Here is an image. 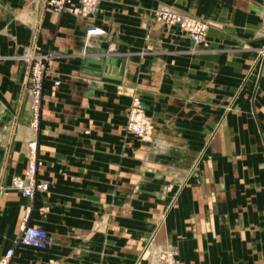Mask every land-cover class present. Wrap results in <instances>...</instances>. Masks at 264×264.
Instances as JSON below:
<instances>
[{
  "label": "crops",
  "instance_id": "1",
  "mask_svg": "<svg viewBox=\"0 0 264 264\" xmlns=\"http://www.w3.org/2000/svg\"><path fill=\"white\" fill-rule=\"evenodd\" d=\"M96 1L82 17L77 0H0V260L160 264L167 246L181 264H264V0ZM160 7L206 21L204 41ZM35 47L52 60L33 130ZM133 96L146 141L127 130ZM31 140L48 189L28 199L12 179ZM26 215L41 249L18 244Z\"/></svg>",
  "mask_w": 264,
  "mask_h": 264
},
{
  "label": "built area",
  "instance_id": "2",
  "mask_svg": "<svg viewBox=\"0 0 264 264\" xmlns=\"http://www.w3.org/2000/svg\"><path fill=\"white\" fill-rule=\"evenodd\" d=\"M72 1L73 0H45L46 5L54 7L57 10L64 9L65 7L69 6ZM77 1L78 6H76L74 10L81 16L88 14L90 11H93V9H95L97 6L96 0ZM154 18L157 22H160L164 25L179 27L195 43L201 42L205 37L207 25L204 22L194 19L174 9L168 7H160L155 11ZM33 58L34 55L31 58V62ZM50 58V53L42 54L40 57L41 60L43 59L45 61H48ZM39 75L40 73L35 71L33 78L36 79L35 81L37 84L31 85L29 87V103L32 108L33 114L31 127L33 130H36L38 128V108L40 106V95L42 93V85L40 84V82L42 81V77ZM142 110L143 108L138 102L133 103L132 107L130 108L129 122L127 125L128 131L141 138L146 137L148 135L147 132L149 129V125H147L145 121ZM30 145L32 147L33 152L31 153V157L29 159L26 177H14L12 179V186L15 189L21 191L23 196L28 199L33 198L36 191H45L48 189V185L46 183L38 184L34 180V175L36 172V142L31 140ZM46 241V232L41 228L30 225L28 222V215L24 216L19 225L18 244L24 247L41 249L46 245ZM14 255L15 248L8 249L0 260V264H10V261L14 257ZM160 255V264H172L170 261L166 260V256H168L167 249L165 251H162ZM169 256V258H171L170 254Z\"/></svg>",
  "mask_w": 264,
  "mask_h": 264
},
{
  "label": "rangeland",
  "instance_id": "3",
  "mask_svg": "<svg viewBox=\"0 0 264 264\" xmlns=\"http://www.w3.org/2000/svg\"><path fill=\"white\" fill-rule=\"evenodd\" d=\"M94 10V9H93ZM157 10V9H156ZM155 10V11H156ZM155 11H154V13H153V18H154V16H155ZM177 11V10H176ZM92 11H90L88 14H86V15H82V17H87L90 13H91ZM178 12H180V11H178ZM181 13H183V12H181ZM185 14V13H184ZM185 15H188V14H185ZM188 16H190V15H188ZM190 17H192V18H194V19H197V20H199V21H202V22H204L206 25H207V28H208V24H207V22L206 21H203V20H201L200 18H197V17H195V16H190ZM155 19V18H154ZM155 21H156V19H155ZM179 28V27H178ZM206 31H207V29H206ZM188 36V35H187ZM205 37H206V33H205ZM205 37H204V39H205ZM204 39L201 41V42H197V43H195L194 41V43L195 44H201L203 41H204ZM38 47H35V51H34V58H33V60H32V62H31V65H30V69H29V78H28V83H29V86H31V85H36L37 83H36V79L35 78H33V75H34V73H35V71H37L38 73H40V75L39 76H41L42 77V81L40 82V84L41 85H43V81H44V78H45V75H46V71H47V68H48V64L50 63V61L52 60V54H51V58L48 60V61H45V60H41L40 59V57H41V55H42V53L40 52V51H38ZM37 59V60H36ZM35 70V71H34ZM36 75H37V73H36ZM34 80V81H33ZM40 98H41V101H42V93H41V95H40ZM41 101H40V105H41ZM135 102H138L140 105H141V107L143 108V115H144V118H145V121H146V123H147V125H149V129H148V132H147V136L146 137H143V138H141V137H137V138H139L140 140H149V139H151L152 138V135H153V129H154V127H153V125H152V123H151V120H150V118L147 116V114H146V111H145V108H144V106H143V104H142V102H141V100L137 97V96H133L132 97V99H131V104H130V108L132 107V105H133V103H135ZM130 108H129V112H128V121H127V125H128V122H129V113H130ZM38 114H40V106H39V108H38ZM38 120H39V117H38ZM128 130V129H127ZM130 132V131H129ZM130 133H132V132H130ZM133 134V133H132ZM136 136V135H135ZM36 148H37V143H36V147H35V150H36ZM39 165H40V162L38 161V157L36 156V172H35V175H34V180H35V182L36 183H38L39 184V182L37 181V178H36V175H37V171H38V167H39ZM27 173V172H26ZM26 177V174H25V176L24 177H21V178H25ZM20 178V177H19ZM42 191V190H41ZM36 194V193H35ZM35 196V195H34ZM33 196V197H34ZM32 199V198H31ZM29 219H30V215H28V222H29ZM22 221V220H21ZM21 223V222H20ZM29 224H30V222H29ZM20 225V224H19ZM31 225V224H30ZM33 226V225H32ZM35 227V226H34ZM39 228V227H38ZM18 230H19V226H18ZM167 249V254H168V256H166V260H168V261H170L172 264H175V263H178V264H181V262H180V260H179V258H178V256H177V254L175 253V251L173 250V249H171L170 247H163L162 249H159L156 253H155V257H156V259H158L159 261H160V254H161V252L162 251H165ZM169 254L171 255V258H169L170 256H169ZM4 256V255H3ZM2 259V258H1ZM169 262V263H170Z\"/></svg>",
  "mask_w": 264,
  "mask_h": 264
},
{
  "label": "water",
  "instance_id": "4",
  "mask_svg": "<svg viewBox=\"0 0 264 264\" xmlns=\"http://www.w3.org/2000/svg\"><path fill=\"white\" fill-rule=\"evenodd\" d=\"M112 63H113V60L111 59V58H108L107 60H106V62H105V64H107V65H112ZM100 64H104V63H100ZM110 72V71H109Z\"/></svg>",
  "mask_w": 264,
  "mask_h": 264
}]
</instances>
